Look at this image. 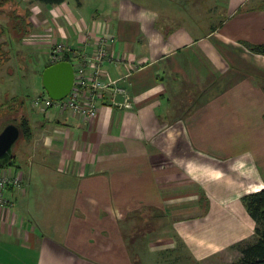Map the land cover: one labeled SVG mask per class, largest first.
<instances>
[{
	"label": "crops",
	"instance_id": "0c3cea01",
	"mask_svg": "<svg viewBox=\"0 0 264 264\" xmlns=\"http://www.w3.org/2000/svg\"><path fill=\"white\" fill-rule=\"evenodd\" d=\"M169 1L1 4L0 129L25 117L32 137L0 167L23 179L0 204V264H205L256 236L242 198L264 189V55L247 44L264 45V0ZM103 36L115 84L93 121L42 94L26 107L53 45Z\"/></svg>",
	"mask_w": 264,
	"mask_h": 264
},
{
	"label": "built area",
	"instance_id": "2783aa9c",
	"mask_svg": "<svg viewBox=\"0 0 264 264\" xmlns=\"http://www.w3.org/2000/svg\"><path fill=\"white\" fill-rule=\"evenodd\" d=\"M93 51L73 49L65 43H58L52 46L48 61L50 65L66 61L72 63L75 71V81L70 94L62 100H52L49 97L37 99L34 106L44 109L55 108L60 112H71L80 117L84 122L93 121L98 115V103L103 99L105 92L111 89L115 83H106L100 79L103 73L102 63L110 56L107 49L108 38L103 36L97 41ZM71 60V61H70ZM116 91L123 93L124 90L116 88ZM126 107H131L128 97L125 101ZM21 188L23 179L12 174H0V204L4 200V191L8 186Z\"/></svg>",
	"mask_w": 264,
	"mask_h": 264
},
{
	"label": "trees",
	"instance_id": "16d2710c",
	"mask_svg": "<svg viewBox=\"0 0 264 264\" xmlns=\"http://www.w3.org/2000/svg\"><path fill=\"white\" fill-rule=\"evenodd\" d=\"M12 0H0V6L3 2ZM46 4H62L68 0H35ZM248 49L256 54L264 55V45L247 44ZM69 61V57L66 58ZM50 66V65H48ZM47 66V67H48ZM46 67V68H47ZM9 123H14L19 126L22 132L21 140L29 142L32 137L30 123L25 117H18V119L11 120L4 124L0 131ZM16 163V155L11 165ZM243 204L250 215L256 222V239L253 242H241L237 245L241 253V258L235 264H264V189L258 192H253L245 195L242 198Z\"/></svg>",
	"mask_w": 264,
	"mask_h": 264
},
{
	"label": "water",
	"instance_id": "95a60500",
	"mask_svg": "<svg viewBox=\"0 0 264 264\" xmlns=\"http://www.w3.org/2000/svg\"><path fill=\"white\" fill-rule=\"evenodd\" d=\"M75 71L71 62L61 61L48 66L42 73V84L47 96L52 100L66 98L74 85ZM18 125L7 124L0 131V167L6 168L15 158L14 147L21 139Z\"/></svg>",
	"mask_w": 264,
	"mask_h": 264
},
{
	"label": "rangeland",
	"instance_id": "374dc122",
	"mask_svg": "<svg viewBox=\"0 0 264 264\" xmlns=\"http://www.w3.org/2000/svg\"><path fill=\"white\" fill-rule=\"evenodd\" d=\"M135 1L141 2L142 0H135ZM157 1L159 2V0H157ZM190 1L194 2V1H198V0H182V2H180L179 0H171V1H169L171 3H169V4L167 3V4H168V6L171 5L170 8H176L179 6L178 3L187 4V2H190ZM110 2H111V0H85L86 11L89 13H92V14H96L97 11H100V13L102 15L105 13L104 10L109 8ZM153 2H156V0H153ZM208 3H210V0H203L204 6H202V9H204V8L209 9L210 7H209ZM0 17H1V15H0ZM208 19H209V17L207 18V20ZM0 29H4V28H2L1 24H0ZM25 59L28 60L26 57H25ZM11 62H12V64L15 65V63L13 61H11ZM20 64H22L21 61H20ZM23 83L26 84V88L23 89L24 91L19 96L23 97V100L25 102L26 107H29V105L32 101V98L37 96V94H42V95L47 96V94L43 88L42 79L40 78V76H38L37 79H35V83L33 82L34 84L32 83L34 85V88H33V85L28 84L27 80L26 79L24 80V78H23ZM30 86H31V88H30ZM0 101H2V100H0ZM18 115H20V113L16 114L15 116H18ZM23 145H24V140L20 139L17 142L16 146L14 147L15 155L18 154V157H19V154L21 152ZM17 162L19 163L21 161L20 160L18 161V159H16V163ZM255 239H256V236L254 238H250V239L245 240V241L246 242H253ZM245 241H243V242H245ZM228 255L229 256H226V255L223 256L224 258H221V257L215 258V259L213 258L212 260L206 261L205 264H235L241 258V253L237 247H235L234 250H230L228 252ZM181 260H182V263L185 264L186 258H182Z\"/></svg>",
	"mask_w": 264,
	"mask_h": 264
}]
</instances>
